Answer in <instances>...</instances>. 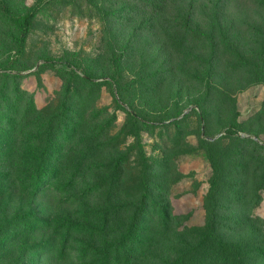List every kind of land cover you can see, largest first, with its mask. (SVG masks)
Masks as SVG:
<instances>
[{"label": "rangeland", "instance_id": "1", "mask_svg": "<svg viewBox=\"0 0 264 264\" xmlns=\"http://www.w3.org/2000/svg\"><path fill=\"white\" fill-rule=\"evenodd\" d=\"M0 264H264V0H0Z\"/></svg>", "mask_w": 264, "mask_h": 264}, {"label": "trees", "instance_id": "2", "mask_svg": "<svg viewBox=\"0 0 264 264\" xmlns=\"http://www.w3.org/2000/svg\"><path fill=\"white\" fill-rule=\"evenodd\" d=\"M37 16V11L33 10L30 13L26 15L23 21V26H22V33L19 39V50L22 52L23 47L25 46V43L27 41V37L31 31L32 25L35 21V18Z\"/></svg>", "mask_w": 264, "mask_h": 264}]
</instances>
